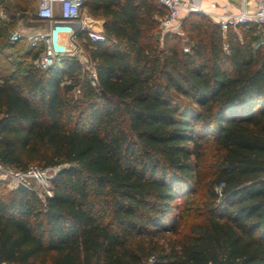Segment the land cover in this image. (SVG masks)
Segmentation results:
<instances>
[{"label":"trees","instance_id":"obj_1","mask_svg":"<svg viewBox=\"0 0 264 264\" xmlns=\"http://www.w3.org/2000/svg\"><path fill=\"white\" fill-rule=\"evenodd\" d=\"M18 1L26 11L34 0ZM82 8L103 22V41L77 36L94 83L74 55L35 66L41 47L8 42L12 23L0 19V162L59 166L44 202L0 181V263L264 264L257 26L223 33L189 12L180 32L160 35L158 0ZM79 86L82 100L72 96ZM208 143L215 158L204 176Z\"/></svg>","mask_w":264,"mask_h":264},{"label":"built area","instance_id":"obj_2","mask_svg":"<svg viewBox=\"0 0 264 264\" xmlns=\"http://www.w3.org/2000/svg\"><path fill=\"white\" fill-rule=\"evenodd\" d=\"M166 9L164 15L158 18V32H180V20L189 12H202L218 24L225 33L228 29L253 22L258 29L260 38L264 39V0H240L238 10H230L226 4L222 5L221 13L204 11L193 0H158ZM248 4L252 6L248 7ZM83 0H37L35 18L48 24L47 31L28 36L32 46H40L39 55L34 65L45 69L58 63L68 55L79 52L80 46L77 36L84 32L91 41H103V22L92 17L82 8ZM215 7V2L209 8ZM20 37L17 31L10 35L12 42ZM79 56L81 57L80 53ZM80 59V58H79ZM80 62L89 70L91 82L95 80V70L88 57H81ZM59 166L45 168L30 165L25 170H18L0 162V181H8L10 188L18 185L34 192L44 202L52 195V181ZM220 194V187L216 188ZM0 264H5L1 262Z\"/></svg>","mask_w":264,"mask_h":264},{"label":"rangeland","instance_id":"obj_3","mask_svg":"<svg viewBox=\"0 0 264 264\" xmlns=\"http://www.w3.org/2000/svg\"><path fill=\"white\" fill-rule=\"evenodd\" d=\"M18 0H7L2 5H0V19L5 20L7 23H12V25L9 26L7 31L8 36V42L12 43L10 40V35L13 31H17L20 34V39L25 40L26 42H29L28 36L31 34L36 33H42L47 31L48 24L46 22L39 21L35 18V10L37 5V0H34L32 4L29 5L28 9L26 11H22L19 6ZM28 31L31 33H28ZM29 34V35H28ZM263 38L258 39V43H261L264 47V39ZM80 46L79 52L74 53V56H76L78 59L81 57L85 58L86 52L85 49L78 43ZM79 53L81 57L79 56ZM79 59V60H80ZM84 73H83V79H87V76L89 75V70H87L86 66L83 65ZM89 77V76H88ZM72 96L74 99H80L82 100L84 98L83 93V87L79 86L77 87L73 93ZM215 158V147L211 145L210 143L206 144L204 146V156L201 162V172L202 175L206 176L210 173V167L212 166V163L214 162ZM39 167L38 165H36ZM3 185L6 190H10L9 180L4 181ZM199 193L197 192L194 195H191L190 197H187L186 199H182L180 201V208L183 211V207H186V205H189L190 202H197L199 201ZM187 201L185 204L184 202ZM184 212V217L181 221L187 222L190 217H187Z\"/></svg>","mask_w":264,"mask_h":264},{"label":"crops","instance_id":"obj_4","mask_svg":"<svg viewBox=\"0 0 264 264\" xmlns=\"http://www.w3.org/2000/svg\"><path fill=\"white\" fill-rule=\"evenodd\" d=\"M194 3H196L200 8L206 10H209L211 12L215 13H221V6L226 4L230 10H238L240 5V0H193ZM211 2H215V7L209 8V4ZM248 7L252 6V4H248ZM28 33H30L28 31ZM31 34V33H30ZM29 35V34H28ZM263 40V39H262Z\"/></svg>","mask_w":264,"mask_h":264}]
</instances>
